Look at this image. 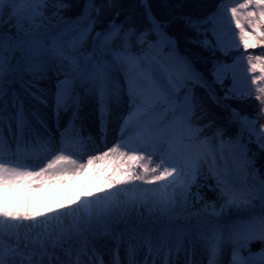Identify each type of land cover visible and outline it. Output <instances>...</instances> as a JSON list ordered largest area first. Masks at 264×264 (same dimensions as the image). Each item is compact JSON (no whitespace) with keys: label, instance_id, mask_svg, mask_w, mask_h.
I'll use <instances>...</instances> for the list:
<instances>
[{"label":"snow or ice","instance_id":"snow-or-ice-1","mask_svg":"<svg viewBox=\"0 0 264 264\" xmlns=\"http://www.w3.org/2000/svg\"><path fill=\"white\" fill-rule=\"evenodd\" d=\"M145 15L121 19L119 0H0V264H202L201 251L264 264V0ZM89 171L91 190L68 187ZM201 179L213 199L192 193Z\"/></svg>","mask_w":264,"mask_h":264},{"label":"trees","instance_id":"trees-1","mask_svg":"<svg viewBox=\"0 0 264 264\" xmlns=\"http://www.w3.org/2000/svg\"><path fill=\"white\" fill-rule=\"evenodd\" d=\"M71 2V0H69ZM219 2V0H119L120 9H121V19L125 15L132 16L136 20L142 23L147 22L146 18V10L150 9L151 12L157 17V18H163L166 17L169 13L180 15L184 13H197V14H206L208 10L211 8H214L216 4ZM180 30V24L177 23L173 26L171 31H179ZM181 50L185 47V44L183 41H181ZM191 47V46H189ZM193 91L196 95L205 97L206 94L204 93V90L200 88L198 85H193ZM258 105V104H257ZM241 107L250 114H257L258 113V107H256V103L246 102L245 104L241 105ZM254 150L255 148L252 147ZM263 156L259 152L256 153V165L264 171V165H263ZM211 182L210 179H208L206 182L204 180H200V183L205 184V187L197 189L196 186L192 187V193H196L197 191L200 192L202 196H204L206 199H213L214 194L213 192L207 188V184ZM120 199L123 198V194H118ZM191 200L193 203H195V196L193 195L191 197ZM182 219H177L176 222H180Z\"/></svg>","mask_w":264,"mask_h":264},{"label":"rangeland","instance_id":"rangeland-1","mask_svg":"<svg viewBox=\"0 0 264 264\" xmlns=\"http://www.w3.org/2000/svg\"><path fill=\"white\" fill-rule=\"evenodd\" d=\"M145 2H146V0H144ZM250 51H253V50H251L250 49ZM255 52H256V54H259V50H255ZM238 55V54H237ZM243 64H246V60L243 62ZM243 64H241V65H238L237 67H238V71L241 69V68H243ZM241 79H243V77H241ZM223 93H221V95H222ZM252 104L253 103H256V105L258 104V102L257 101H252L251 102ZM89 114L88 116H86L85 117V119H84V123H83V135L85 136V137H87L86 136V132H88V131H91V130H93V129H96L97 131L99 130V114H98V110H93V108L92 107H88L87 109H85V112H84V114ZM248 113V112H247ZM258 113H259V109H258ZM257 113V114H258ZM250 116L251 115H253V114H250V113H248ZM47 121H48V123H50V124H53V126H55L56 127V130H55V132H54V134H55V136H56V138L57 139H59V133H60V131L62 130V127H63V121H61V128H57V121H56V117H55V113L54 112H52V111H49L48 112V114H47ZM56 122V123H55ZM97 123V124H96ZM258 123L259 124H264V115H260L259 116V120H258ZM41 131H43V129H41ZM48 131H50V129L48 128ZM96 135L94 134L93 135V137H95ZM111 139H112V137H111V135L109 136V140L111 141ZM250 147L252 148V147H254L255 149H257V145H255V144H252V145H250ZM101 150H103L102 148H101ZM258 152V151H257ZM249 155L251 156L252 155V153H249ZM262 159H264V156H263V158ZM263 165H264V160H263ZM256 167L257 168H259L258 167V165H256ZM84 176H87V178L89 179V181L91 182V186L90 187H86V188H83V185H82V183L80 184V181H81V179H82V177H84ZM211 180V179H210ZM213 181L211 180V182L209 183V184H211ZM95 185H94V182H93V178H92V174H91V172L89 171V172H86V173H84V174H82V175H80V176H78V177H75V178H73V179H70L69 181H68V187L69 188H71V189H74L76 192H79V193H81V194H83L85 191H87V190H91V188L92 187H94ZM64 190V188L63 187H60V188H56V187H53L51 190H50V192L47 194L49 197H53V196H56L57 195V193L58 192H61V191H63ZM130 191H131V189H130ZM123 198H125L124 196H123ZM204 201L203 200H201L200 201V203L202 204ZM141 211H144V209H143V206H141ZM147 215V214H146ZM183 224V221H180V222H176L175 221V225L177 226V227H179V226H181ZM102 247L104 248V247H106V249L107 248H112L113 249V247H114V244H113V242H112V240H111V238H107V237H104L102 234L100 235V236H98V243H97V249H98V251L99 250H101L102 249ZM115 248V247H114ZM204 254V253H203ZM198 256V255H197ZM195 257V259H197L198 257ZM199 259V258H198ZM197 259V260H198ZM207 260H208V257H207V255H203V258H201V262H202V264H207ZM199 261V260H198Z\"/></svg>","mask_w":264,"mask_h":264},{"label":"bare ground","instance_id":"bare-ground-1","mask_svg":"<svg viewBox=\"0 0 264 264\" xmlns=\"http://www.w3.org/2000/svg\"><path fill=\"white\" fill-rule=\"evenodd\" d=\"M89 114H84V116L86 117V116H88ZM56 123V122H55ZM97 124V123H96ZM48 128L50 129V132H52V133H54L55 132V130H56V127L55 126H53V124H50V123H48ZM98 131L96 130V129H93V130H91V131H88V132H86V136L88 137V136H93L94 134L96 135V133H97ZM82 183V185H83V188H86V187H90L91 186V182L89 181V179L87 178V176H84V177H82V179H81V181H80V184ZM99 252H100V254L103 256V258L105 259V260H109V259H111L112 258V255H114V252H115V248L113 247V249L112 248H107L106 249V247H102V249L101 250H99ZM203 252L201 251L199 254H198V260L200 261L201 260V258H203Z\"/></svg>","mask_w":264,"mask_h":264}]
</instances>
